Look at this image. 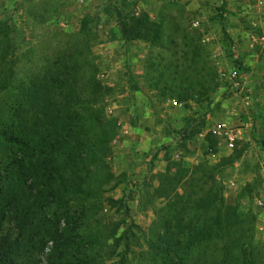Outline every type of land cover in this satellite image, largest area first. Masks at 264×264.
<instances>
[{"label": "rangeland", "instance_id": "obj_1", "mask_svg": "<svg viewBox=\"0 0 264 264\" xmlns=\"http://www.w3.org/2000/svg\"><path fill=\"white\" fill-rule=\"evenodd\" d=\"M138 2L86 0L76 7L69 0H0V84H8L0 91V123L31 77L68 79L53 98L86 114L83 136L92 152L77 173L83 178L89 170L82 187L92 194L72 203L82 216L86 264H264V8L256 0H227L220 20L221 0ZM120 19L148 25L159 39L119 44ZM232 67L241 71L245 93L254 94L249 139L192 168L181 160L182 143L168 145L172 179L180 183L171 199L156 198V164L136 172L120 155L125 124L109 113L111 97L128 96L134 86L152 116L166 108L169 133L186 135V127L171 123L180 114L174 102L196 110L198 128L208 115L218 117L225 101L228 112H240V98L227 95L221 80ZM174 151L180 158H171ZM161 236L174 243L165 256L152 247ZM44 252L36 256L42 264Z\"/></svg>", "mask_w": 264, "mask_h": 264}, {"label": "trees", "instance_id": "obj_2", "mask_svg": "<svg viewBox=\"0 0 264 264\" xmlns=\"http://www.w3.org/2000/svg\"><path fill=\"white\" fill-rule=\"evenodd\" d=\"M227 5L221 0L218 19H223ZM120 20L125 42L159 39L148 25ZM221 33L229 36L223 27ZM7 85L0 84V91ZM67 86V78L53 74L31 77L21 86L7 120L0 123V264H42L36 256L45 248L43 264H86L79 233L82 216L72 203L92 194L82 187L83 180L91 178L89 170L77 177L80 164L92 152L83 136L86 114L53 98ZM80 104L78 98L76 106ZM172 175L169 169L158 175L156 198L167 201L177 195L180 181L174 182ZM167 236L152 245L161 256L174 246Z\"/></svg>", "mask_w": 264, "mask_h": 264}, {"label": "crops", "instance_id": "obj_3", "mask_svg": "<svg viewBox=\"0 0 264 264\" xmlns=\"http://www.w3.org/2000/svg\"><path fill=\"white\" fill-rule=\"evenodd\" d=\"M69 1L76 7L83 6L86 3V0ZM121 1L129 3L131 0ZM136 1L140 2L141 0ZM139 2L138 4H140ZM223 28L225 31H227L226 27ZM114 35V38L119 44H127L128 46H131L133 43H135V41L125 42L124 40H122L120 35H117V28H114ZM128 91V96L127 94L119 95V93H116L117 96H115L114 93V96L111 97L112 104H108L109 106H107V109L109 113H111V115H115L113 116V118L117 124H125V127H122V130L120 131V134L122 133L123 135L121 141H119L122 148L120 151V155L128 157L127 162H131L134 164L133 168H136V172L141 171L139 169H141L142 167H150L151 162L156 164L153 169V172L156 171L155 173L158 172V174H162L165 173L168 169L170 172H172L173 169L168 165L170 161H168L169 158H167V147L168 145H172L173 147V145H178V143L183 144L181 145V148L186 157L183 156L181 160L184 164H186L184 166H186L187 168H192V165L194 163L197 164L198 162H202L205 160H217L223 151L229 152L234 149L233 148L230 150L226 147L224 138H219L211 134V129L220 122H223L227 125V127L232 128L233 132L236 134L234 147L238 143L247 141L249 139V136H247V130L250 126L248 115H250L251 113V110H249L251 105H254V94H251L249 96L250 107L247 109H243L241 105V109L238 114H235V112H228V109L231 108H229L227 105H229L230 103L228 101H225L223 103L225 109L223 108L221 110L219 116L214 118L208 115L205 125L200 128L197 127V124L198 122H200V120H198L196 110H186L184 109L182 104L174 102V106H176V109H178L180 114H175L174 116L170 117V119H172L171 123L172 125H174V127L184 126L187 130L186 135H179L169 133L168 131L169 127L165 124V122H168V120L166 121L165 119L166 108L162 109V115L152 116L151 108L149 107L150 102L144 99V97L140 93H137L134 86L129 87ZM164 106L171 105L167 102ZM135 110H140V114H138V112H136ZM124 111L128 113L126 121L123 120L124 115L122 113ZM234 121L237 122V125L241 124L242 127H235V125H233ZM210 138L214 139L212 140L213 145H211L210 143ZM154 145L156 146V149L153 150ZM171 155L172 159H178L180 158L181 154L178 153V151H174L173 153H171ZM123 161H126V158ZM120 184L121 183H119L118 186ZM158 185L159 181L157 179L155 188H157Z\"/></svg>", "mask_w": 264, "mask_h": 264}, {"label": "built area", "instance_id": "obj_4", "mask_svg": "<svg viewBox=\"0 0 264 264\" xmlns=\"http://www.w3.org/2000/svg\"><path fill=\"white\" fill-rule=\"evenodd\" d=\"M256 3L264 8V0H256ZM221 80L224 85V91L227 92V95L229 94L240 98L243 109L250 107V98L249 95L245 93V83L242 82V73L239 69L234 67L230 68L226 73L221 74ZM211 134L219 138H224V143L228 149L231 150L234 148L236 134L233 132L232 128L227 127L225 123H217L211 129ZM257 204L261 207L263 203L258 201Z\"/></svg>", "mask_w": 264, "mask_h": 264}]
</instances>
